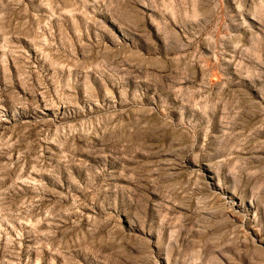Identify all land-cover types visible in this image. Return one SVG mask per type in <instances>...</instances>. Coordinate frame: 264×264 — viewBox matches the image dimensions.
<instances>
[{"label": "rangeland", "instance_id": "1", "mask_svg": "<svg viewBox=\"0 0 264 264\" xmlns=\"http://www.w3.org/2000/svg\"><path fill=\"white\" fill-rule=\"evenodd\" d=\"M0 264H264V0H0Z\"/></svg>", "mask_w": 264, "mask_h": 264}]
</instances>
